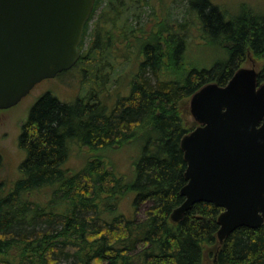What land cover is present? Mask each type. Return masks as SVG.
I'll return each mask as SVG.
<instances>
[{"label": "trees", "instance_id": "16d2710c", "mask_svg": "<svg viewBox=\"0 0 264 264\" xmlns=\"http://www.w3.org/2000/svg\"><path fill=\"white\" fill-rule=\"evenodd\" d=\"M173 1L160 13L152 35L140 38L139 70L130 91L112 107L97 94L64 103L51 92L32 107L19 137L27 150L22 178L9 191L0 185V264H204L206 247L217 242L216 264H264V224L238 227L219 245L222 207L199 201L184 219L171 220L185 199L180 189L187 182L180 140L196 127L185 124L179 103L205 83L225 85L249 53L263 62L259 79L264 81V12L241 3L230 15L215 0H185L180 10ZM148 2L96 0L80 44V60L90 68L87 80L96 83L101 59L110 61V29L119 23L123 35L133 33L143 14L151 15ZM99 24L110 28L103 38ZM192 31L201 33L207 45L215 44L221 57L207 66L188 65ZM127 40L123 45L131 44ZM139 136L144 144L131 182L101 155L79 169L67 165L73 144L101 150ZM132 191L136 213L147 205L145 216L112 214ZM37 192L46 197L34 198Z\"/></svg>", "mask_w": 264, "mask_h": 264}, {"label": "water", "instance_id": "95a60500", "mask_svg": "<svg viewBox=\"0 0 264 264\" xmlns=\"http://www.w3.org/2000/svg\"><path fill=\"white\" fill-rule=\"evenodd\" d=\"M96 0H0V109L10 108L46 78L74 67ZM197 125L180 147L187 162L179 222L194 203L220 206L222 245L241 226L264 224V81L241 66L230 80L203 84L190 96Z\"/></svg>", "mask_w": 264, "mask_h": 264}, {"label": "rangeland", "instance_id": "374dc122", "mask_svg": "<svg viewBox=\"0 0 264 264\" xmlns=\"http://www.w3.org/2000/svg\"><path fill=\"white\" fill-rule=\"evenodd\" d=\"M171 0H151L150 6L146 5V10H151V15L148 12L143 14V17L135 27L133 33L123 35V29L119 23L114 24L110 29L108 26L98 29L99 34L103 37L107 36L110 29V36L113 37L112 55L109 57V62L106 58H102L100 66L97 70L98 81L91 82L90 68L85 60L81 59L71 69L65 70L57 74L53 78L43 79L37 83L29 94L24 96L16 105L0 109V185L6 191L14 187L15 183L22 178L20 169L21 163L27 156V150L20 147L19 137L22 131V125L28 120L30 111L38 99L45 93L51 92L61 102L72 103L78 98L97 94V98H103L112 107L117 98L123 94H127L130 90V82L133 75L138 72L139 64L142 61V54L139 52V42L142 36L150 37L158 27L160 21V13L163 12L165 6ZM221 7L226 9L230 15L234 14L241 3L246 4L256 13L264 12V0H215ZM185 0H174L172 6L183 7ZM171 8V6H170ZM101 10L90 21L88 36L86 37V50L91 42V36L95 30V25L98 22ZM160 23V22H159ZM106 29V30H105ZM192 38L189 41L187 52V63L204 64L205 66L213 63L217 58H220L222 52L216 51L215 44L207 45V41L198 31H192ZM127 38L129 43L123 45L122 39ZM102 41V40H101ZM126 41V42H127ZM120 47V48H118ZM104 66V67H103ZM242 66L256 67L260 72L263 69V62L254 58L250 53L246 57ZM89 69H88V68ZM97 69V68H96ZM116 76L115 78L113 77ZM103 96V97H102ZM181 116L184 118L185 124L188 127L196 126L197 123L192 116L190 110V96L185 97L179 103ZM144 136H139L135 140H131L122 145L102 148L101 150H93L84 145L73 144L72 154L67 162V165L74 169L81 168L85 162L95 155L103 156L108 164L121 174L127 182H131L136 177L135 163L142 155ZM136 192L125 196L118 203V207L112 214H123L127 218H143L147 205L139 208L136 213L133 200ZM34 198L43 199L46 193L37 192ZM218 247V242L214 245L206 247L204 252V264H216L215 254Z\"/></svg>", "mask_w": 264, "mask_h": 264}, {"label": "bare ground", "instance_id": "6f19581e", "mask_svg": "<svg viewBox=\"0 0 264 264\" xmlns=\"http://www.w3.org/2000/svg\"><path fill=\"white\" fill-rule=\"evenodd\" d=\"M114 37V36H113ZM104 67V66H103ZM102 102V101H101ZM144 144V143H143ZM94 149V148H93ZM96 149V148H95Z\"/></svg>", "mask_w": 264, "mask_h": 264}]
</instances>
